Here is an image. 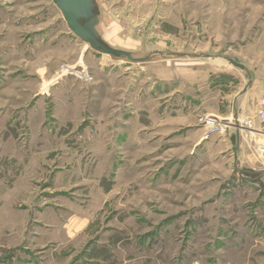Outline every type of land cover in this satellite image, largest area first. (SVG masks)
<instances>
[{
  "label": "rangeland",
  "instance_id": "rangeland-1",
  "mask_svg": "<svg viewBox=\"0 0 264 264\" xmlns=\"http://www.w3.org/2000/svg\"><path fill=\"white\" fill-rule=\"evenodd\" d=\"M92 1L0 0V264H264V0Z\"/></svg>",
  "mask_w": 264,
  "mask_h": 264
},
{
  "label": "water",
  "instance_id": "water-1",
  "mask_svg": "<svg viewBox=\"0 0 264 264\" xmlns=\"http://www.w3.org/2000/svg\"><path fill=\"white\" fill-rule=\"evenodd\" d=\"M53 2L62 13L71 32L84 42L90 44L98 52L115 57L123 56L132 62L140 60L127 52L109 47L99 38L97 32L94 30V24L91 22L94 16L92 0H53ZM146 59H141V61H145Z\"/></svg>",
  "mask_w": 264,
  "mask_h": 264
},
{
  "label": "crops",
  "instance_id": "crops-1",
  "mask_svg": "<svg viewBox=\"0 0 264 264\" xmlns=\"http://www.w3.org/2000/svg\"><path fill=\"white\" fill-rule=\"evenodd\" d=\"M140 59L137 62L134 63H142L144 61H141V59H145L146 56L143 57H135ZM238 68L243 71L246 75L247 82L243 79L241 80V89L238 91L234 98V117L235 118H242V116H246L248 114L253 113V108L255 106V103L258 99L264 98V80H260L258 75H254L252 70L248 69L244 65L238 64ZM240 133L238 132V142L240 141Z\"/></svg>",
  "mask_w": 264,
  "mask_h": 264
},
{
  "label": "bare ground",
  "instance_id": "bare-ground-1",
  "mask_svg": "<svg viewBox=\"0 0 264 264\" xmlns=\"http://www.w3.org/2000/svg\"><path fill=\"white\" fill-rule=\"evenodd\" d=\"M220 62H221V60H220ZM222 63V62H221ZM67 70V69H66ZM263 151V150H262Z\"/></svg>",
  "mask_w": 264,
  "mask_h": 264
}]
</instances>
